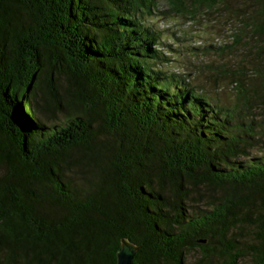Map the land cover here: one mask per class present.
Instances as JSON below:
<instances>
[{
  "label": "trees",
  "instance_id": "trees-1",
  "mask_svg": "<svg viewBox=\"0 0 264 264\" xmlns=\"http://www.w3.org/2000/svg\"><path fill=\"white\" fill-rule=\"evenodd\" d=\"M250 1L235 16L264 53ZM166 2L190 19L231 4ZM157 5L0 0V264H116L122 238L133 264L262 263L264 74L253 102L223 107L156 68Z\"/></svg>",
  "mask_w": 264,
  "mask_h": 264
},
{
  "label": "rangeland",
  "instance_id": "rangeland-1",
  "mask_svg": "<svg viewBox=\"0 0 264 264\" xmlns=\"http://www.w3.org/2000/svg\"><path fill=\"white\" fill-rule=\"evenodd\" d=\"M230 1L229 10L208 12L202 9L190 19L183 13L170 11L166 0H157L155 14L145 18V24L161 31L162 49L170 58L169 62L156 63L155 67L172 73L189 74L197 90L223 107L235 103L244 105L246 95L253 102L255 90L258 89L260 95L263 90L260 75L264 74V53L258 51L255 40L249 36L250 32L242 27L245 20L235 16L239 10L243 15L250 12L252 1ZM234 33L243 35L241 41L231 50L220 51L217 47L233 42ZM208 45L214 48H207ZM239 80L243 86L241 90L236 85ZM244 90H247L246 95ZM257 104L254 101L253 119L261 121L264 120V106ZM44 115L50 117L49 113L44 112ZM56 116L60 118V115ZM259 149L264 150V145L253 153L257 154ZM195 256V252L191 253L187 261ZM250 262L251 259L247 257L240 264Z\"/></svg>",
  "mask_w": 264,
  "mask_h": 264
},
{
  "label": "water",
  "instance_id": "water-1",
  "mask_svg": "<svg viewBox=\"0 0 264 264\" xmlns=\"http://www.w3.org/2000/svg\"><path fill=\"white\" fill-rule=\"evenodd\" d=\"M138 247L122 238L120 250L116 254V264H133L132 259ZM261 264H264V259Z\"/></svg>",
  "mask_w": 264,
  "mask_h": 264
}]
</instances>
